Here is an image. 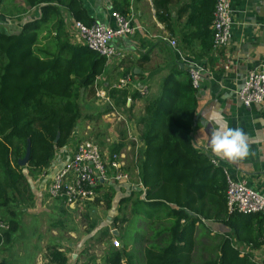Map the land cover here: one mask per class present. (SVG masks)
I'll return each instance as SVG.
<instances>
[{
	"label": "trees",
	"instance_id": "1",
	"mask_svg": "<svg viewBox=\"0 0 264 264\" xmlns=\"http://www.w3.org/2000/svg\"><path fill=\"white\" fill-rule=\"evenodd\" d=\"M23 1L29 8L42 5L41 16L19 34L0 31V217L9 225L2 234L4 242L17 228L12 204L20 202L16 184L23 170L40 172L68 143L81 117L80 89L91 92L106 66L105 57L95 50L69 41L64 11L85 26L95 23L82 0ZM11 2L0 0V16L10 18L6 4ZM110 2L126 20L130 0ZM215 4L209 16L202 0L187 5L186 26L196 30L182 33V40L198 39L200 58L213 48ZM158 7L168 13L164 4ZM159 19L168 25L166 17ZM108 95L124 106L126 91L114 88ZM196 107L197 89L190 74L177 67L163 78L160 93L145 99L135 180L141 184L140 198L131 202L129 220L115 219L126 226L120 233L121 249L109 254L111 264L121 260L125 264H259L251 253H241L238 245L264 247V216L228 210L223 168L191 141ZM28 144L27 165L20 167ZM207 221L221 223L228 231L210 234ZM201 227L207 230L199 236ZM59 249L56 244L47 248L49 263H67V255Z\"/></svg>",
	"mask_w": 264,
	"mask_h": 264
},
{
	"label": "crops",
	"instance_id": "2",
	"mask_svg": "<svg viewBox=\"0 0 264 264\" xmlns=\"http://www.w3.org/2000/svg\"><path fill=\"white\" fill-rule=\"evenodd\" d=\"M190 1L130 0V14L126 20L133 31L115 39L120 56L106 60L105 70L96 78L92 91L88 92L83 88V92H80L78 105L81 117L68 143L55 151L49 166L40 172L33 174L28 169H24L23 176L16 184V191L21 200L18 204L15 202L17 228L7 234L5 242H2L0 262L51 264L47 260L46 237L39 232L31 231L30 226L29 230L25 231L26 224H22V219L27 217L31 220L40 219L41 212L58 208L55 202L62 204L59 200L48 198L47 189L56 173L72 157L77 143L81 142L87 133L93 136L97 143L104 144L102 149L107 148V151L110 149L108 142L114 137L121 145L116 148L117 151L130 152L128 147L132 144L129 134L132 135V142L137 141L138 145H142L140 135L143 130L141 122L144 116V101L160 93L162 80L172 67L189 73V67L197 64L204 71L196 87L197 107L191 132L193 146L226 170L232 180L242 182L249 189L264 195V105L252 104L250 107H245L237 95L247 75L256 66L264 64V0H229L232 9L229 43L218 51L212 48L201 58L198 39L192 38L185 42L182 40V33L196 30L186 26L187 18L190 17L187 7ZM82 2L88 15L95 22L114 25V20L110 16L113 11L110 0H82ZM202 3L206 16H209L215 4L214 0H202ZM160 4L165 5L167 14L162 13L158 7ZM6 7L10 18L0 16V31L6 34H19L25 25L41 16L40 4L29 8L23 0H14L7 3ZM63 16L68 31L69 24L71 26L74 20L66 11L63 12ZM159 16L167 18V26ZM170 39L176 41V48L170 45ZM69 41L81 45L75 35L73 41L69 35ZM124 77H128L129 82L118 89L127 92L124 106H121L115 104L108 93L111 89H117L116 84ZM97 90H103L110 102L98 98ZM217 119L232 128L240 127L244 130L249 144L248 157L230 162L217 158L211 153L210 133L216 127ZM121 131L124 132L123 135L120 134ZM114 139L111 141H115ZM132 168L130 164L126 169L132 172ZM111 185L114 188L118 187L116 200L127 197L131 205L132 201L140 198L138 192L140 189H136L131 184L112 183ZM104 186L106 187L107 184ZM119 187H122L123 193H118ZM24 201H29V204ZM116 202L113 203L111 210ZM107 220L110 221L111 216L107 215ZM205 225L210 234L228 231L221 223L207 221ZM124 228L125 226L122 230ZM112 232L121 239V232L114 230ZM68 235L75 237L73 232H69ZM73 246L78 247L77 241H73ZM238 247L241 253H251L259 264L264 259V247L253 249L251 245L246 244H240ZM40 250L43 255L39 253L37 256L36 253ZM72 256L75 258L76 255Z\"/></svg>",
	"mask_w": 264,
	"mask_h": 264
},
{
	"label": "built area",
	"instance_id": "3",
	"mask_svg": "<svg viewBox=\"0 0 264 264\" xmlns=\"http://www.w3.org/2000/svg\"><path fill=\"white\" fill-rule=\"evenodd\" d=\"M231 14L229 0L216 1L212 22L213 49L216 51L229 43ZM110 16L114 20V25L95 22L91 26H85L80 22L73 21L71 26L69 24L68 29L71 40L73 41V35H75L81 45L95 50L106 60L119 57L115 39L130 34L133 29L130 23L116 12L112 11ZM169 43L176 48L177 43L174 39H170ZM203 72L200 65L192 64L189 67L190 78L195 88L198 87ZM128 82L129 78L124 77L118 81L116 88H123ZM237 95L245 107H250L252 104L264 105V64L256 66L247 75ZM96 96L102 100L105 99L107 103L110 102L103 90H97ZM129 140L136 150L138 143L137 141L132 142L131 134H129ZM128 149L132 150L131 146ZM224 173L227 180L228 210L261 213L264 216V195L249 189L242 182L232 180L226 170ZM130 178V173L126 169L125 154L117 150H111L108 154L104 153L94 137L87 133L85 138L75 146L70 160L56 173L47 193L51 199H57L67 207H82L85 203L92 201L104 185L109 182L131 184ZM134 182L140 189L141 184L138 179ZM8 228V223L0 217V246L3 242L2 234ZM119 244V240H112L114 247H118ZM119 264H125V261L121 260Z\"/></svg>",
	"mask_w": 264,
	"mask_h": 264
},
{
	"label": "rangeland",
	"instance_id": "4",
	"mask_svg": "<svg viewBox=\"0 0 264 264\" xmlns=\"http://www.w3.org/2000/svg\"><path fill=\"white\" fill-rule=\"evenodd\" d=\"M111 140L108 142L110 147L109 151H107V148L103 150L102 146L104 147V144L99 142L101 144L100 146L98 143L102 151L106 154L111 150H115V148L121 147L116 139L113 142ZM133 146L131 145L132 150L130 152H125L124 154L126 168L130 164L133 167L132 172L127 170L131 177L130 183L137 189L138 186L134 182L137 176V166L135 168V165L138 162L140 145H137L136 150H134ZM133 151L134 155L131 156ZM124 183L127 182L114 184L121 185ZM116 188L118 187L114 188L113 185L107 184L106 187L104 186L97 193L92 201L85 203L82 207L70 208L62 202L60 204L57 201L55 203L58 208L41 212L42 217L40 219L36 218L35 220H31L29 217L22 219V224L28 225H24V230L28 231L30 226L31 231L39 232L42 236H45L47 242L45 245L46 251L48 247L56 244L60 248L59 250H62L67 255V264H111L108 259L110 257L109 254L112 252L111 250L121 249L122 247L121 239L113 235L112 230L122 232V227L126 226V224L116 223L115 219L124 218L129 220L132 216L130 200L127 197L117 198L118 200H116ZM119 189L118 193H123L121 192L122 187H119ZM47 196L50 198L48 193ZM107 200L110 202L109 208H106ZM15 202L17 201H14L12 205ZM24 202L29 204V201ZM114 202H116V205L111 210ZM33 204L35 205L34 202ZM107 215L111 216L110 221L107 220ZM206 230L201 227L198 231L199 236L200 234H204ZM69 232H73L75 237H70L68 235ZM84 236L85 239H83ZM21 238L23 239V236ZM113 239L119 240L120 244L118 247L112 245ZM73 241H77V248L73 246ZM51 243L54 244L51 245ZM73 249H78L79 251H73ZM41 253L42 251L40 250L36 255H41ZM73 254L76 255L75 258H73Z\"/></svg>",
	"mask_w": 264,
	"mask_h": 264
},
{
	"label": "clouds",
	"instance_id": "5",
	"mask_svg": "<svg viewBox=\"0 0 264 264\" xmlns=\"http://www.w3.org/2000/svg\"><path fill=\"white\" fill-rule=\"evenodd\" d=\"M211 153L230 162L243 160L249 155L247 134L240 127L232 128L219 119L211 130L209 139Z\"/></svg>",
	"mask_w": 264,
	"mask_h": 264
},
{
	"label": "water",
	"instance_id": "6",
	"mask_svg": "<svg viewBox=\"0 0 264 264\" xmlns=\"http://www.w3.org/2000/svg\"><path fill=\"white\" fill-rule=\"evenodd\" d=\"M80 92L81 93L83 92V88L80 89ZM29 155H30V145L28 144L24 157L18 161V164L20 167H24L27 165ZM114 232H116V231H114Z\"/></svg>",
	"mask_w": 264,
	"mask_h": 264
}]
</instances>
